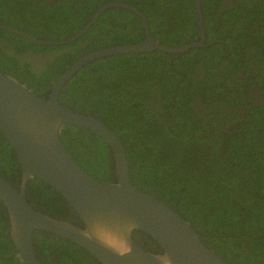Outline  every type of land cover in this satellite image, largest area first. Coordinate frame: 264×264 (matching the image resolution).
<instances>
[{
  "label": "trees",
  "instance_id": "16d2710c",
  "mask_svg": "<svg viewBox=\"0 0 264 264\" xmlns=\"http://www.w3.org/2000/svg\"><path fill=\"white\" fill-rule=\"evenodd\" d=\"M135 7L149 35L177 47L198 40L194 0H0V24L43 41L71 37L103 4ZM204 43L183 53L158 50L94 59L58 94L60 104L102 121L125 151L128 178L185 219L226 264H264V0H199ZM144 38L139 19L112 7L73 41L38 45L0 29V72L46 98L75 60ZM52 52L34 68L23 57ZM60 140L91 177L113 182L112 154L94 133L63 124ZM0 176L17 188L20 168L0 133ZM25 198L45 215L81 226L66 201L32 177ZM132 239L157 253L141 231ZM39 264H100L56 235L33 230ZM0 264H21L0 201Z\"/></svg>",
  "mask_w": 264,
  "mask_h": 264
},
{
  "label": "water",
  "instance_id": "95a60500",
  "mask_svg": "<svg viewBox=\"0 0 264 264\" xmlns=\"http://www.w3.org/2000/svg\"><path fill=\"white\" fill-rule=\"evenodd\" d=\"M194 3L198 40L177 47L157 42L149 35L144 16L135 7L118 2L101 5L80 30L61 41H43L0 24V29L34 44L57 46L83 34L104 10L119 7L139 19L144 36L138 43L110 46L78 58L51 84L46 98L33 94L14 78L0 72V133L20 168L17 188L0 176V201L7 212L13 252L21 264H39L32 245L33 230L75 244L100 264H226L202 244L185 219L130 182L124 148L109 127L90 115L71 110L57 99L65 82L94 59L154 50L178 54L201 47L204 33L199 0ZM63 124L88 130L107 144L112 154L113 182L91 177L71 159L59 137ZM32 177L51 186L76 214L81 226L31 207L25 193ZM133 230L149 236L160 252H148L137 246L132 239Z\"/></svg>",
  "mask_w": 264,
  "mask_h": 264
},
{
  "label": "flooded vegetation",
  "instance_id": "af4514ba",
  "mask_svg": "<svg viewBox=\"0 0 264 264\" xmlns=\"http://www.w3.org/2000/svg\"><path fill=\"white\" fill-rule=\"evenodd\" d=\"M46 3H52L56 0H42ZM53 55L52 52H42L41 54H33L31 51L25 52L23 54V57L26 58L34 68H39L43 65L45 61H48L51 59V56Z\"/></svg>",
  "mask_w": 264,
  "mask_h": 264
}]
</instances>
